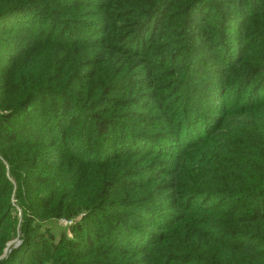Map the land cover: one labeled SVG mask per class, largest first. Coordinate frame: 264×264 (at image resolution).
Wrapping results in <instances>:
<instances>
[{
    "label": "trees",
    "instance_id": "obj_1",
    "mask_svg": "<svg viewBox=\"0 0 264 264\" xmlns=\"http://www.w3.org/2000/svg\"><path fill=\"white\" fill-rule=\"evenodd\" d=\"M10 1L0 0V21L23 20L21 15L28 10L34 15L31 18L55 25L52 21L56 20L46 13L48 0ZM83 1L82 5L90 7L83 11L87 18L74 19V26L67 25L64 33L57 25L46 28V22L39 20L35 30L28 28V35L14 38L17 46L10 47L13 38L2 43L9 53L0 57L5 60L0 65V253L15 233L16 220L9 206L13 183L20 209L28 219L22 226V245L12 252L17 259L9 264H72L82 259L80 264H264V88L260 86L264 85V0ZM100 2L105 6L96 4ZM78 6L67 3L62 8L74 12ZM109 10L116 19L125 14L136 19L133 25L143 24L142 29L135 26L136 41L132 40L131 46L140 48L144 60L150 56L160 59L148 52L145 40L176 44L167 50L158 67L182 53L189 72L195 69L192 65L202 49L213 54L214 65L222 70L212 71L209 81L226 75L234 104L213 132L210 163L196 171L171 172L169 180L159 185L152 181L141 194L161 210H152L150 216L142 218L146 229H153V221L160 220L158 233L145 230L148 240L136 238L137 247H130V252L116 247H112L114 252H103L95 238L83 236L80 239L88 246L83 257L76 249L79 240H65L64 244L61 239L66 253L57 256L53 237L42 230L47 221L76 218L104 204L121 207L123 203L113 189L126 169L114 168L111 159V174L107 176L100 159L90 160L94 150L102 146L121 149L116 139L122 132H114L118 120L113 109L126 107L130 99L117 105L109 92L115 78L124 77L123 71L115 75L118 68L112 66L108 55L100 62L102 70H108L105 78L103 71L97 74L96 70L77 69L79 63H99L103 53L86 58L80 51L94 43L89 39L93 30L110 34ZM13 13L17 15L11 16ZM173 14L181 18V40L176 38V28L172 40L160 27L162 19ZM145 27V36L139 37ZM77 28L89 30L88 39L80 41L68 34ZM74 47L76 55L72 53ZM98 47L99 43L93 50ZM101 77L104 81H99ZM76 156H84L83 165L89 166L86 170L78 166L77 174L86 171L84 179L95 183V189L75 182ZM138 166L131 172L145 173ZM80 222L72 227L84 234ZM113 223L122 227L114 218Z\"/></svg>",
    "mask_w": 264,
    "mask_h": 264
},
{
    "label": "rangeland",
    "instance_id": "obj_2",
    "mask_svg": "<svg viewBox=\"0 0 264 264\" xmlns=\"http://www.w3.org/2000/svg\"><path fill=\"white\" fill-rule=\"evenodd\" d=\"M10 2L23 3L21 0H11ZM48 2L50 6H47L46 13L52 15L51 19L57 21L52 22L63 33L67 25L74 26V19L87 18L83 11L90 9L88 5L81 4L85 2L83 0H48ZM67 3L72 6L79 5L75 8L79 10L74 12L64 10L62 7ZM96 4L105 6L102 2ZM119 5L120 3L116 7ZM116 7L114 10L117 13ZM16 15V13H13L11 16ZM173 15L164 17L160 22V27L171 34L169 38L172 40L175 39L172 30L176 28L177 30L174 31L178 34L176 38L181 40V18L177 14ZM21 16L25 19L12 21L11 18H6L0 21V33L6 32V35H0V57L9 53L2 48V43L7 38H13L10 47H15L18 42L14 38L28 35V28L35 30L39 20L46 22V28L55 26L45 19L31 18L34 15H31L28 10ZM41 16L45 18V15ZM107 16L111 23L110 34L107 35L103 29L93 30L89 39H94V43L86 45L87 48L80 51L86 58L96 56L95 52L98 54L103 53L98 57L99 63L93 66L83 65L89 61L79 63L77 69L81 71L96 70L97 74L103 71L105 78L108 70H102L103 65L100 62L105 55H108L112 66L118 68L115 75L123 71L124 77L118 80L115 78L114 87L109 92L116 99L115 103L117 105H120L119 103L124 99H130L126 107H114L113 109L115 111L114 118L118 120L114 132H122V137L116 139L121 149L118 151L117 147L108 144L95 149L94 155L90 156L91 161L100 159L103 164L102 171L107 176L111 174L108 167L112 166L108 164L111 159H113L114 168L126 169L125 173L121 175L117 187L113 189L117 198L122 200L123 203L121 207L104 204L98 209L79 215L76 218L47 221L42 226V230L47 236L53 237L55 242L52 245L53 251L56 252L57 256L66 253L67 246L61 244V239L64 240V244L65 240H79L80 245L76 249L82 253L80 256L83 257L88 249L86 243L80 239L83 236L95 238V243L100 245L99 248L103 249V252H114L112 247L118 248L121 252H130V247H137L136 238L142 240V242L144 239L148 240L149 237L144 234L145 230H149L150 233H158L156 229L159 228L160 220L153 221V229H146L142 218L150 216L152 210L157 209L159 213L161 210L158 206L150 203V198H146V195L141 194L152 181L159 185L169 180L168 174L171 172L183 174L186 171H196L199 166L210 163L213 156V145L211 144L213 132H216L215 129H218L220 124L225 121V112L232 103L234 104L233 91L228 89L227 79L225 80L226 75L218 76L209 81L211 72H220L222 67L214 65L212 60L214 55L206 49L201 50L197 63L192 65L195 69H191L189 72H186L187 63L184 57L181 56L182 53L175 55L174 59L168 61L169 64L164 67H158L167 50L175 47L176 44L167 46L164 45V42L154 43L145 40L144 43L147 45L148 52H151L150 54H153V57L157 59L160 57V59L158 61L150 59V56L147 60H144L145 55H140V48L135 50L133 49L135 47L131 46L132 40H135L133 32L137 30V27L142 29L143 24L140 22L138 25H133L136 19L125 14L119 15L116 19L115 13L110 10ZM60 25L63 26L62 29ZM146 30L147 27L143 31H139L140 35L138 36H145H142V34ZM89 32L85 28H77L76 32L68 34L84 41L88 39ZM148 33H146V37L149 35ZM139 37L136 38L139 39ZM97 43H99V47L94 51L93 46ZM60 44L62 43L60 42ZM76 52L78 50L74 47L72 49L73 55H76ZM68 56L70 57V55ZM4 61V59H0V65H3ZM218 61L221 60L218 58ZM217 64L220 65V63ZM62 66L63 63H61ZM186 75L189 76L186 77ZM104 78L101 77L99 81H104ZM260 86L264 88L263 84ZM185 98L186 103L183 102ZM134 99H136L135 102L132 101ZM175 129H177V132H175ZM143 142H145V145H142ZM132 155L139 157L130 161L128 156ZM75 160L76 163L73 167L75 182L83 188L95 189L97 187L95 183L84 179L86 171L77 174V167L84 164L85 157L76 156ZM137 165L145 173L140 174L137 171V173H132L131 169L136 168ZM84 166L85 170L89 167L86 164L82 167ZM10 185H12V195L9 198V206L12 209L11 215L16 220L15 233L8 237V242L0 253V263L5 262L8 264L17 259V256L12 252L19 250L22 245V226L25 225L26 219H28L20 209L17 200V187L13 183ZM88 196L92 197L91 194ZM113 218L120 221L122 227L116 228ZM79 221L81 222L78 224L83 225L84 234L74 232L72 227ZM110 238L117 239L119 243L113 242V239L110 240ZM25 257L22 259H25ZM81 262H83V259L71 261L72 264H80Z\"/></svg>",
    "mask_w": 264,
    "mask_h": 264
},
{
    "label": "built area",
    "instance_id": "obj_3",
    "mask_svg": "<svg viewBox=\"0 0 264 264\" xmlns=\"http://www.w3.org/2000/svg\"><path fill=\"white\" fill-rule=\"evenodd\" d=\"M62 221H64L65 223H69L68 221H66V220H62Z\"/></svg>",
    "mask_w": 264,
    "mask_h": 264
}]
</instances>
